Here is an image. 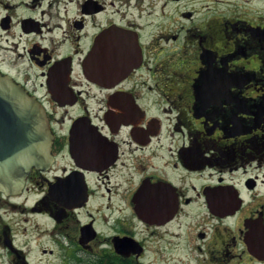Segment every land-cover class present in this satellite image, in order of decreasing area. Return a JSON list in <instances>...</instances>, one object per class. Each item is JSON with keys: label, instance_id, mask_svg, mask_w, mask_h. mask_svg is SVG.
Listing matches in <instances>:
<instances>
[{"label": "flooded vegetation", "instance_id": "af4514ba", "mask_svg": "<svg viewBox=\"0 0 264 264\" xmlns=\"http://www.w3.org/2000/svg\"><path fill=\"white\" fill-rule=\"evenodd\" d=\"M0 71L53 136L0 264H264V0H0Z\"/></svg>", "mask_w": 264, "mask_h": 264}, {"label": "water", "instance_id": "95a60500", "mask_svg": "<svg viewBox=\"0 0 264 264\" xmlns=\"http://www.w3.org/2000/svg\"><path fill=\"white\" fill-rule=\"evenodd\" d=\"M52 141L42 106L0 72V191L18 194L32 167H48Z\"/></svg>", "mask_w": 264, "mask_h": 264}]
</instances>
